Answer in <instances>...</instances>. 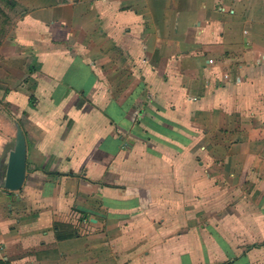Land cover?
<instances>
[{
  "label": "crops",
  "instance_id": "0c3cea01",
  "mask_svg": "<svg viewBox=\"0 0 264 264\" xmlns=\"http://www.w3.org/2000/svg\"><path fill=\"white\" fill-rule=\"evenodd\" d=\"M0 246L264 264V0H0Z\"/></svg>",
  "mask_w": 264,
  "mask_h": 264
},
{
  "label": "water",
  "instance_id": "95a60500",
  "mask_svg": "<svg viewBox=\"0 0 264 264\" xmlns=\"http://www.w3.org/2000/svg\"><path fill=\"white\" fill-rule=\"evenodd\" d=\"M26 174V150L23 135L19 136L14 150L9 155L3 186L6 189H18L22 185Z\"/></svg>",
  "mask_w": 264,
  "mask_h": 264
},
{
  "label": "built area",
  "instance_id": "2783aa9c",
  "mask_svg": "<svg viewBox=\"0 0 264 264\" xmlns=\"http://www.w3.org/2000/svg\"><path fill=\"white\" fill-rule=\"evenodd\" d=\"M0 248H1V246H0Z\"/></svg>",
  "mask_w": 264,
  "mask_h": 264
}]
</instances>
